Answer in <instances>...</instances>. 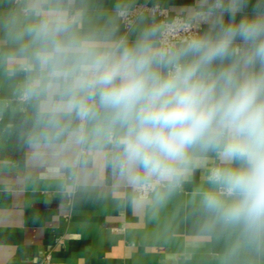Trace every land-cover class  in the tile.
I'll return each mask as SVG.
<instances>
[{"label":"clouds","instance_id":"obj_1","mask_svg":"<svg viewBox=\"0 0 264 264\" xmlns=\"http://www.w3.org/2000/svg\"><path fill=\"white\" fill-rule=\"evenodd\" d=\"M132 0H0V77L37 152L102 158L153 216L194 173L220 264H264V0H193L180 23Z\"/></svg>","mask_w":264,"mask_h":264},{"label":"crops","instance_id":"obj_2","mask_svg":"<svg viewBox=\"0 0 264 264\" xmlns=\"http://www.w3.org/2000/svg\"><path fill=\"white\" fill-rule=\"evenodd\" d=\"M111 9L116 0H102ZM150 2L185 17L193 0ZM145 17H151L146 14ZM24 113L0 77V264H220L222 242L203 238L191 193L204 170L153 216L132 190L89 153L37 152L26 143Z\"/></svg>","mask_w":264,"mask_h":264},{"label":"built area","instance_id":"obj_3","mask_svg":"<svg viewBox=\"0 0 264 264\" xmlns=\"http://www.w3.org/2000/svg\"><path fill=\"white\" fill-rule=\"evenodd\" d=\"M139 14L150 15L154 17L157 22L161 23H180L183 21L184 17L182 15H175L170 17L168 9H164L159 5L152 4L150 2H145L137 4L132 7V16L131 19L135 20Z\"/></svg>","mask_w":264,"mask_h":264}]
</instances>
